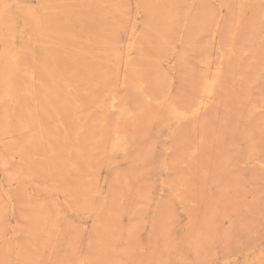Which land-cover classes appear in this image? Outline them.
Instances as JSON below:
<instances>
[{
	"label": "rangeland",
	"instance_id": "obj_1",
	"mask_svg": "<svg viewBox=\"0 0 264 264\" xmlns=\"http://www.w3.org/2000/svg\"><path fill=\"white\" fill-rule=\"evenodd\" d=\"M0 264H264V0H0Z\"/></svg>",
	"mask_w": 264,
	"mask_h": 264
},
{
	"label": "bare ground",
	"instance_id": "obj_2",
	"mask_svg": "<svg viewBox=\"0 0 264 264\" xmlns=\"http://www.w3.org/2000/svg\"><path fill=\"white\" fill-rule=\"evenodd\" d=\"M139 9V8H138ZM20 50V49H19ZM34 79V78H33ZM213 83V82H212ZM179 113V112H178ZM181 113V112H180Z\"/></svg>",
	"mask_w": 264,
	"mask_h": 264
}]
</instances>
